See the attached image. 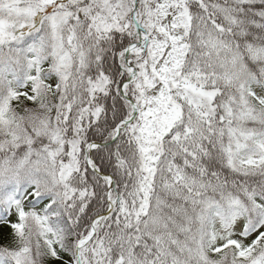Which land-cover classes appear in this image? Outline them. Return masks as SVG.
I'll return each instance as SVG.
<instances>
[{"label":"snow or ice","instance_id":"6c2138e0","mask_svg":"<svg viewBox=\"0 0 264 264\" xmlns=\"http://www.w3.org/2000/svg\"><path fill=\"white\" fill-rule=\"evenodd\" d=\"M0 264H264V0H0Z\"/></svg>","mask_w":264,"mask_h":264}]
</instances>
